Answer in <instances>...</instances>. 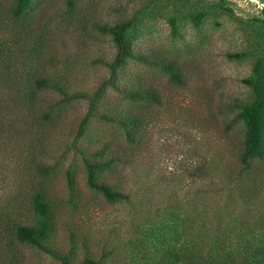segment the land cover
Returning a JSON list of instances; mask_svg holds the SVG:
<instances>
[{"label": "rangeland", "instance_id": "1", "mask_svg": "<svg viewBox=\"0 0 264 264\" xmlns=\"http://www.w3.org/2000/svg\"><path fill=\"white\" fill-rule=\"evenodd\" d=\"M11 2L0 0L4 40L13 38L4 22ZM32 5V33L14 47L16 58H0V264H62L63 256L68 264L88 257L95 264H191L174 253L200 257L222 244L240 257L259 238L264 250V157L239 175L228 176L226 166L231 145L244 138L241 113L252 98L246 80L264 58V8L251 0ZM121 21L132 57L109 80L106 63L116 47L96 25ZM166 63L178 68V81ZM35 71L46 85L30 104L23 95ZM136 88L142 99L124 97ZM37 107L45 118H34ZM134 112L144 123L130 141L121 123ZM17 117L16 132L10 122ZM100 147L112 161L97 177L126 198L107 200L88 185L84 158ZM38 221L48 224L42 244L54 254L15 236L17 225Z\"/></svg>", "mask_w": 264, "mask_h": 264}, {"label": "trees", "instance_id": "2", "mask_svg": "<svg viewBox=\"0 0 264 264\" xmlns=\"http://www.w3.org/2000/svg\"><path fill=\"white\" fill-rule=\"evenodd\" d=\"M33 7L32 0H12L10 4L7 5L5 11L6 18L4 17V22L6 25V30L13 34V38L0 37V58H16L14 47L22 39L23 35L31 34V18L29 9ZM264 12V9H263ZM3 16V11L0 9V16ZM128 23L121 21L115 25H106L98 24L96 29L101 33L111 34L113 41L115 43L116 52L110 63H106L110 70L109 80L116 76V69L122 65L127 58H131L130 48L124 40V32L127 28ZM39 27V26H38ZM40 29V27H39ZM38 31V30H37ZM38 37H40L38 35ZM41 41L33 44V51L41 49L40 44H42L43 37H40ZM26 41V40H25ZM26 43V42H25ZM28 44V43H26ZM12 45V47H11ZM1 60V59H0ZM37 61L40 60L37 58ZM167 73L171 76L174 81L179 80L178 68L170 63L164 65ZM255 78L252 80H246L247 83L251 84L252 87V98L251 102L246 109L241 113L243 125H244V138L240 141H234L231 145L233 148L234 154L233 161L230 164H226L229 168L231 176L233 173H242L245 170L249 171L251 169V161L254 159H262L264 157V58L260 57L255 61L252 69ZM39 71L33 73V88L24 92L23 97L32 104L35 98V90L41 89L46 85L45 78L38 76ZM108 80V82H109ZM110 83V82H109ZM124 97L130 100H139L142 99V94L140 89L123 91ZM145 92V91H144ZM146 97H150L156 100L154 94L145 93ZM144 94V95H145ZM26 95V97H25ZM17 103L21 102L19 97L16 98ZM91 105V104H90ZM24 109L25 107L22 106ZM92 110V107H90ZM35 110V119L39 117L44 118L45 112L41 107H37ZM23 114V113H22ZM90 114V112H89ZM88 113L81 119L80 124L77 126V131L80 133L83 130V124L88 118ZM101 116L104 119H108L105 113H102ZM24 117V114L23 116ZM21 125L20 118H15L11 120L10 126H14V130L17 132L20 128L17 124ZM144 123V120L141 118L140 113H130L127 117V121H122L123 128L127 133V138L130 141H133L134 132L139 130L141 125ZM223 124V131L227 132L230 129V124L221 121ZM14 124V125H13ZM26 125V124H25ZM105 147L96 148L93 152V156L84 158V166L86 170V181L88 185L95 190H97L104 198L107 200L122 199L126 198V194L118 189L112 188L108 183L103 179L97 177V173L102 171L104 168L108 167L111 163L112 158H107L103 155ZM72 185V184H70ZM36 207L42 210L43 214H47L48 204L42 199L35 200ZM48 224L44 221H38L35 224L26 223L19 224L15 227V236L19 241L32 244L40 249L48 251L51 254H54L53 250L49 249L47 246L42 244V241L47 237ZM262 240L259 238L257 241H250L246 244L245 250L240 257H234V255L224 250L223 245H218L220 250L215 251L209 250L206 255H201L197 257L196 255H189V253L183 254L177 252L174 253L175 259L185 260L188 259L191 264H259L260 259L264 258L262 249L263 244ZM223 247V248H222ZM225 257H224V256ZM62 264H68L67 257H60ZM81 264H95V261L92 258H84L81 261Z\"/></svg>", "mask_w": 264, "mask_h": 264}, {"label": "bare ground", "instance_id": "3", "mask_svg": "<svg viewBox=\"0 0 264 264\" xmlns=\"http://www.w3.org/2000/svg\"><path fill=\"white\" fill-rule=\"evenodd\" d=\"M251 1L258 3L261 7L264 8V2H262L260 0H251Z\"/></svg>", "mask_w": 264, "mask_h": 264}, {"label": "water", "instance_id": "4", "mask_svg": "<svg viewBox=\"0 0 264 264\" xmlns=\"http://www.w3.org/2000/svg\"><path fill=\"white\" fill-rule=\"evenodd\" d=\"M260 1L264 2V0H260Z\"/></svg>", "mask_w": 264, "mask_h": 264}]
</instances>
